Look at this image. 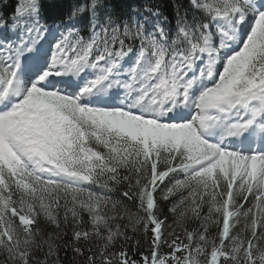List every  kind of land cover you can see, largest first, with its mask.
Listing matches in <instances>:
<instances>
[{"label": "snow or ice", "instance_id": "snow-or-ice-1", "mask_svg": "<svg viewBox=\"0 0 264 264\" xmlns=\"http://www.w3.org/2000/svg\"><path fill=\"white\" fill-rule=\"evenodd\" d=\"M0 0V264H264V0Z\"/></svg>", "mask_w": 264, "mask_h": 264}, {"label": "trees", "instance_id": "trees-1", "mask_svg": "<svg viewBox=\"0 0 264 264\" xmlns=\"http://www.w3.org/2000/svg\"><path fill=\"white\" fill-rule=\"evenodd\" d=\"M159 2L161 3V6L164 8L165 13L171 17L172 13H171V4H170V0H159Z\"/></svg>", "mask_w": 264, "mask_h": 264}]
</instances>
